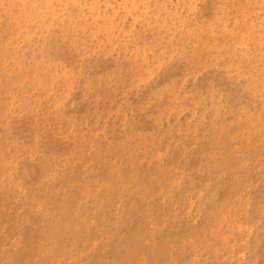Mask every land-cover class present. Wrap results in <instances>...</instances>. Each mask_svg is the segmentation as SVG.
Instances as JSON below:
<instances>
[{
	"label": "rangeland",
	"instance_id": "1",
	"mask_svg": "<svg viewBox=\"0 0 264 264\" xmlns=\"http://www.w3.org/2000/svg\"><path fill=\"white\" fill-rule=\"evenodd\" d=\"M0 264H264V0H0Z\"/></svg>",
	"mask_w": 264,
	"mask_h": 264
}]
</instances>
